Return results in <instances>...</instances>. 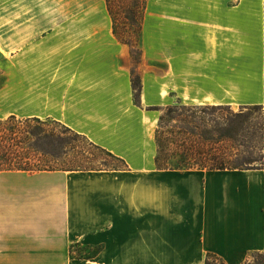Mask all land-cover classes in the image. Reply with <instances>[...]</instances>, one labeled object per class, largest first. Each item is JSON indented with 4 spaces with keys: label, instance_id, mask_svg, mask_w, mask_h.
Listing matches in <instances>:
<instances>
[{
    "label": "crops",
    "instance_id": "obj_1",
    "mask_svg": "<svg viewBox=\"0 0 264 264\" xmlns=\"http://www.w3.org/2000/svg\"><path fill=\"white\" fill-rule=\"evenodd\" d=\"M135 40L106 0H0V119L57 121L126 164L0 170V264H264V169L155 164L168 105L264 122V0H146Z\"/></svg>",
    "mask_w": 264,
    "mask_h": 264
},
{
    "label": "trees",
    "instance_id": "obj_2",
    "mask_svg": "<svg viewBox=\"0 0 264 264\" xmlns=\"http://www.w3.org/2000/svg\"><path fill=\"white\" fill-rule=\"evenodd\" d=\"M127 1L106 0L107 9L113 21L114 33L120 40L131 45L134 53H138L134 47L135 37L141 28L146 0ZM128 3L130 4L129 11L123 12L122 7L127 6ZM117 9L124 13L120 16L122 20L116 17ZM129 20L132 22L129 23ZM120 24L122 26L132 25L133 31L127 32L118 28ZM132 87L134 101L139 103L141 85L137 74L132 77ZM222 106L224 105H207L211 108H196V105L176 104L162 108L155 131L156 167L181 170L257 168L254 165L257 159L250 151H248V156L243 155L233 145L238 134L249 130L246 113H234L230 108H222ZM251 107L248 109L262 108L259 105ZM198 112L203 114V118L197 116ZM51 122L61 127L50 126ZM24 124L28 129L23 127ZM262 130L264 137L263 119ZM81 142L84 145H81ZM85 146L90 149H86ZM95 149L122 162V167L102 168L101 165L107 166L105 162L97 165L98 159L93 151ZM40 155L49 156L46 161L48 164L43 166L40 164ZM124 167L126 164L120 157L57 121L37 118L21 120L13 115L0 119V170L35 172L41 170H103ZM205 264L223 263L215 256L208 254ZM246 264H253V262Z\"/></svg>",
    "mask_w": 264,
    "mask_h": 264
},
{
    "label": "rangeland",
    "instance_id": "obj_3",
    "mask_svg": "<svg viewBox=\"0 0 264 264\" xmlns=\"http://www.w3.org/2000/svg\"><path fill=\"white\" fill-rule=\"evenodd\" d=\"M120 1H124V0H120ZM127 1V0H126ZM128 2V1H127ZM132 3V2H131ZM117 6V4H116ZM129 7L130 4L128 3L127 6L122 7L123 8V12H128L129 11ZM133 6H131L132 8ZM117 8V7H116ZM118 14L116 15V17L118 19H121L120 16H122L124 13H122L120 11V9L118 10ZM122 20V19H121ZM132 22L131 20H129V23ZM118 28H122V30L124 29L127 32H132L133 31V26L130 24H127L125 26H122L120 24V26ZM176 105V104H174ZM211 106V105H208ZM165 108V107H164ZM196 108H211V107H207V105H201V106H197ZM222 108H230L232 112L236 113V112H244L247 115L248 118V123H249V130L245 131L241 134H238L236 140L233 142V145L243 154L248 156L249 152H251L252 156L255 157L257 159V161H255L254 165L257 168H262L264 169V137H263V130H262V113H263V109L259 108V109H248V108H252L251 106H243V107H232V106H222ZM162 113V112H161ZM217 115V114H216ZM197 116L200 118H203V114L198 112ZM21 120H23L22 118H19ZM34 123V122H33ZM50 126H54L57 128H60L61 126L56 124V123H52L50 124ZM23 127H25V129H28L26 127V125L24 124ZM84 142V141H83ZM81 142V145H84V143ZM86 149H90V147L85 146ZM96 153V157L98 159V162L96 163L97 165L101 164L102 162H105L104 164H106L107 166H102V168H106V167H122V162L109 157L107 155H105L104 153H101L98 149L93 150ZM64 158V157H63ZM61 158V159H63ZM39 159L40 164L43 166L45 165L49 159V156L44 157V155H40ZM48 164V163H47ZM84 250V251H80V250ZM72 250L74 251V255L77 257H82L83 254H87V253H92L93 250L89 251L87 248L85 247H77L75 244L72 245ZM82 255V256H81ZM252 262L253 264H260V262L262 261V257L259 255H254L252 257Z\"/></svg>",
    "mask_w": 264,
    "mask_h": 264
}]
</instances>
